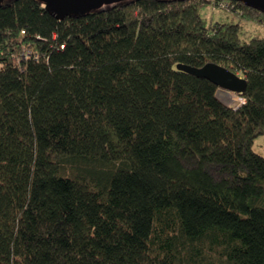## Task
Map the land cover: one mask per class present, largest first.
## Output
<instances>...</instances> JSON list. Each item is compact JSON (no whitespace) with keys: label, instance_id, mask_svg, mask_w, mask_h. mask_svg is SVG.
<instances>
[{"label":"trees","instance_id":"trees-1","mask_svg":"<svg viewBox=\"0 0 264 264\" xmlns=\"http://www.w3.org/2000/svg\"><path fill=\"white\" fill-rule=\"evenodd\" d=\"M210 62L245 102L178 67ZM262 135L263 11L0 3V264H264Z\"/></svg>","mask_w":264,"mask_h":264},{"label":"water","instance_id":"water-1","mask_svg":"<svg viewBox=\"0 0 264 264\" xmlns=\"http://www.w3.org/2000/svg\"><path fill=\"white\" fill-rule=\"evenodd\" d=\"M45 3V7L57 19L63 20L70 15H80L91 11L105 1L112 0H40ZM248 6L254 7L264 12V0H237ZM5 0H0V3ZM179 69L185 70L193 75L206 78L226 91L243 94L246 91L248 81L232 70L210 62L203 67H194L179 64ZM227 104L226 102H224Z\"/></svg>","mask_w":264,"mask_h":264},{"label":"rangeland","instance_id":"rangeland-1","mask_svg":"<svg viewBox=\"0 0 264 264\" xmlns=\"http://www.w3.org/2000/svg\"><path fill=\"white\" fill-rule=\"evenodd\" d=\"M124 0H112V1H105L101 5L95 7L94 9H99L102 7L110 6L115 4L116 2H122ZM201 13L203 16L208 20V23L210 24L211 22H217V21H233L239 20V17L235 14H232V12L220 8H215L214 6H206L201 8ZM256 26V23L253 22H248V24H244V29L247 31V29H250L251 27ZM259 25V24H258ZM219 96L220 98L225 102H227L228 99H236L240 100V97L238 96L237 93L235 92H228L224 89H220L219 91ZM255 150L261 154L264 155V135L258 137L256 139V143L254 146Z\"/></svg>","mask_w":264,"mask_h":264},{"label":"built area","instance_id":"built-area-1","mask_svg":"<svg viewBox=\"0 0 264 264\" xmlns=\"http://www.w3.org/2000/svg\"><path fill=\"white\" fill-rule=\"evenodd\" d=\"M229 92V91H228ZM226 102V101H225ZM243 102H245V99L244 98H242V97H240V100L238 101V100H236V99H232V98H230V99H228L227 100V105H229V106H235V107H238L240 104H242Z\"/></svg>","mask_w":264,"mask_h":264}]
</instances>
